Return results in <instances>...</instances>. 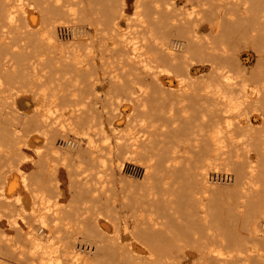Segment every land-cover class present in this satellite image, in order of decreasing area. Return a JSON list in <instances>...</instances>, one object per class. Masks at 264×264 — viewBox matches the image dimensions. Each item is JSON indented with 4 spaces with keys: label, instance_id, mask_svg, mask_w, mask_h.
I'll return each mask as SVG.
<instances>
[{
    "label": "bare ground",
    "instance_id": "1",
    "mask_svg": "<svg viewBox=\"0 0 264 264\" xmlns=\"http://www.w3.org/2000/svg\"><path fill=\"white\" fill-rule=\"evenodd\" d=\"M171 1L0 0V264H264V0Z\"/></svg>",
    "mask_w": 264,
    "mask_h": 264
},
{
    "label": "rangeland",
    "instance_id": "2",
    "mask_svg": "<svg viewBox=\"0 0 264 264\" xmlns=\"http://www.w3.org/2000/svg\"><path fill=\"white\" fill-rule=\"evenodd\" d=\"M186 1L187 2H189L190 1V4L189 3H187V4H185L186 3ZM193 0H173V1H171L170 2V4L171 5H173V6H171L170 5V7L172 8H175V9H173V10H178V12L180 13V15H179V17H184V18H190L191 17V15H193V16H195V12L194 13H192L191 11H193L194 9L196 10V11H198V10H204V6H202L203 4H201L203 1H205V3L204 4H207L208 3V0H203L202 2L200 1H196V0H194L193 1V3H191ZM195 2V3H194ZM199 2V3H198ZM215 1H213V4H214V6L216 5V3H214ZM173 3V4H172ZM181 3H184V5L183 6H181L182 4ZM197 3L198 4H201V6L200 5H198L197 6ZM180 4V5H179ZM188 4H189V6H188ZM192 4H194L195 5V7H194V5H193V7H194V9H192L193 7L191 6ZM176 5L177 6H180L181 8H179V7H176ZM175 6V7H174ZM202 8V7H204L203 9H201L200 7ZM199 7V9H197ZM179 8V9H178ZM183 8L185 9V10H183ZM213 8V10L212 11H215L216 12V10L214 9V7H212ZM211 8V9H212ZM181 9V10H180ZM192 9V10H191ZM132 10L133 9H131L129 12H132ZM194 10V11H195ZM33 14H34V16L35 17H38L39 15H37L38 13H37V11L35 10H33V11H31ZM178 12H176L175 11V13H178ZM185 12V13H184ZM182 13H184V15H182ZM187 13V14H186ZM39 18V17H38ZM195 18V17H194ZM191 19V18H190ZM37 22H39V21H37ZM64 29V28H63ZM92 29V28H91ZM201 30V32L203 33V32H206L207 31V29L206 28H202V29H200ZM59 33L61 34H66L67 35V30H59ZM90 34H91V32H90ZM208 34H210V33H208ZM174 38V37H173ZM175 39L176 40H178L179 41V38L177 39L176 37H175ZM238 52V58H239V60H240V62H241V64L245 67V68H250L252 65H253V63H254V59H255V57H254V55H253V53H252V50H250L249 48H247V47H241L240 49H239V51H237ZM194 61V60H193ZM195 62V61H194ZM197 62V63H196ZM196 64H192L191 66H190V70L194 73L195 72V74L197 75H199V74H203V73H205V69H204V67H203V63L201 64L200 62H199V60L197 59L196 60ZM202 62V61H201ZM193 63V62H192ZM200 63V64H199ZM116 68H117V70H116ZM112 69H114L115 71H120V69H118V66L117 65H115V64H113V68ZM202 72V73H201ZM237 79V78H236ZM234 80H235V78H234ZM19 105L21 106V107H23V108H29L30 106H31V101H30V99L29 98H27V97H25V96H21L20 98H19ZM256 123V125H258V123H259V121H257V122H255ZM256 127V126H255ZM62 146L64 147V144H62ZM220 170V171H219ZM218 171H216L215 172V175L216 174H218L217 175V177H219V176H221L222 175V173H223V170L220 168ZM222 171V172H221ZM221 172V173H220ZM212 175H214V174H212ZM211 175V176H212ZM216 177V176H215ZM214 177V178H215ZM186 255H187V257L186 258H181L180 259V263L181 264H191L192 263V257L194 256V253H190V252H188V253H186ZM191 262V263H190Z\"/></svg>",
    "mask_w": 264,
    "mask_h": 264
}]
</instances>
